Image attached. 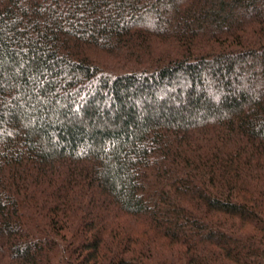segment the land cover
I'll return each instance as SVG.
<instances>
[{"label":"trees","instance_id":"obj_1","mask_svg":"<svg viewBox=\"0 0 264 264\" xmlns=\"http://www.w3.org/2000/svg\"><path fill=\"white\" fill-rule=\"evenodd\" d=\"M0 264H264V0H0Z\"/></svg>","mask_w":264,"mask_h":264}]
</instances>
